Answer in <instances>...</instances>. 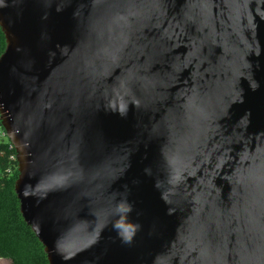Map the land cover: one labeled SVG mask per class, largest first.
Masks as SVG:
<instances>
[{
    "label": "water",
    "instance_id": "water-1",
    "mask_svg": "<svg viewBox=\"0 0 264 264\" xmlns=\"http://www.w3.org/2000/svg\"><path fill=\"white\" fill-rule=\"evenodd\" d=\"M0 30L47 264H264V0H0Z\"/></svg>",
    "mask_w": 264,
    "mask_h": 264
},
{
    "label": "trees",
    "instance_id": "trees-1",
    "mask_svg": "<svg viewBox=\"0 0 264 264\" xmlns=\"http://www.w3.org/2000/svg\"><path fill=\"white\" fill-rule=\"evenodd\" d=\"M5 46L0 30V56ZM17 176L14 151L7 140H0V259L10 264H47L42 245L20 215L14 193Z\"/></svg>",
    "mask_w": 264,
    "mask_h": 264
},
{
    "label": "built area",
    "instance_id": "built-area-1",
    "mask_svg": "<svg viewBox=\"0 0 264 264\" xmlns=\"http://www.w3.org/2000/svg\"><path fill=\"white\" fill-rule=\"evenodd\" d=\"M0 140H6L5 132H4L3 127L1 125V121H0Z\"/></svg>",
    "mask_w": 264,
    "mask_h": 264
},
{
    "label": "crops",
    "instance_id": "crops-1",
    "mask_svg": "<svg viewBox=\"0 0 264 264\" xmlns=\"http://www.w3.org/2000/svg\"><path fill=\"white\" fill-rule=\"evenodd\" d=\"M10 264V262L8 260H3V259H0V264Z\"/></svg>",
    "mask_w": 264,
    "mask_h": 264
},
{
    "label": "rangeland",
    "instance_id": "rangeland-1",
    "mask_svg": "<svg viewBox=\"0 0 264 264\" xmlns=\"http://www.w3.org/2000/svg\"><path fill=\"white\" fill-rule=\"evenodd\" d=\"M7 264V263H6Z\"/></svg>",
    "mask_w": 264,
    "mask_h": 264
}]
</instances>
